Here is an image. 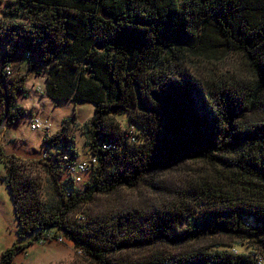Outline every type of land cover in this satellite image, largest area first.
Listing matches in <instances>:
<instances>
[{"label": "trees", "instance_id": "1", "mask_svg": "<svg viewBox=\"0 0 264 264\" xmlns=\"http://www.w3.org/2000/svg\"><path fill=\"white\" fill-rule=\"evenodd\" d=\"M0 49V127L25 115L15 104L24 88V76L12 73L17 52L33 59L29 70L44 72L43 95L94 106L82 135L96 163L80 187L67 174L78 162L69 132L75 115L44 136L56 150L33 167L0 152L17 238L43 243L63 235L95 264H257L254 252L192 243L223 235L264 253V0H6ZM219 54L239 55L244 75L213 79L207 71L201 80L186 71ZM122 113L135 134L112 120ZM189 160L202 165V181L172 192L168 205L127 210L111 225L68 218L120 186L159 189L156 171ZM41 173L54 181L52 197L42 193ZM64 176L68 186L58 182ZM156 244L191 247L179 257L108 259ZM24 247L3 250L0 264Z\"/></svg>", "mask_w": 264, "mask_h": 264}, {"label": "rangeland", "instance_id": "2", "mask_svg": "<svg viewBox=\"0 0 264 264\" xmlns=\"http://www.w3.org/2000/svg\"><path fill=\"white\" fill-rule=\"evenodd\" d=\"M180 2L183 0H179ZM6 0H0V18L5 8ZM1 50V49H0ZM217 60L212 62L205 61L202 66H192L186 71L197 79H203L207 71L214 74L213 79H239L242 71L239 55L219 54ZM12 64V73L18 76H24L23 92L18 94L15 104L25 110V115H21L11 122L0 127V152L5 156H15L24 164H32V167L39 164L42 154L49 155L56 148L46 145L43 138L58 133L62 122L65 119L75 115L73 123L69 125V132L74 136V148L76 150L78 162L85 160L89 152L84 145V136L82 135L83 124L86 123L93 112L94 106L86 102H77L72 100L54 101L40 93L44 87V72L35 73L36 69L29 70L28 63L33 64V59L29 62L23 59V53L17 52L10 60ZM205 73V74H204ZM39 89V90H37ZM5 111L4 105L0 106V112ZM38 118L42 123H46V130H31L30 118ZM113 121L117 122L122 130L128 129V133L135 134L136 127L129 125L125 113L114 116ZM29 167V165H27ZM202 165L199 162L184 161L176 165L159 169L153 175L152 180L158 184L159 189H152L148 183H143L136 188L128 189L120 186L107 194H95L93 198L80 203L79 206L70 211L68 218L77 222L79 218L82 224L100 217L108 222L109 225L119 218V215L127 210L136 209L139 212H148L154 207H161L172 202V196L175 191L185 192L193 184H197L202 175ZM5 173L3 163L0 161V254L3 250L13 245L25 246L20 251L11 264H95L83 251L76 248L66 237L60 235L61 240H45L43 243L31 241L30 237L17 238L16 221L14 218L13 205L9 192L1 180ZM201 175V176H200ZM42 179V193L44 196L52 197L54 195V181L46 173L39 175ZM89 179L88 173L81 176V181L76 186L86 182ZM148 179V178H147ZM64 181L66 186L69 182L65 176L58 182ZM170 191L169 192H167ZM60 232H56L59 235ZM206 247L207 251L226 250L233 255L250 254L254 252L260 254L254 256L259 264H264V253L253 241H241L223 235L206 237L198 242L192 243V247ZM191 246H167L153 245L130 249H122L108 256L109 261L118 263H131L134 261L154 258L155 255H165L179 257L184 255Z\"/></svg>", "mask_w": 264, "mask_h": 264}, {"label": "built area", "instance_id": "3", "mask_svg": "<svg viewBox=\"0 0 264 264\" xmlns=\"http://www.w3.org/2000/svg\"><path fill=\"white\" fill-rule=\"evenodd\" d=\"M5 72L7 74V76H10L11 74V71L9 68H6L5 69ZM39 90V89H37ZM40 92V90H39ZM42 93V91L40 92ZM29 124H30V129L31 130H46V126L47 124L46 123H42L38 118H35V117H31L30 118V121H29ZM46 154L43 153L41 158L42 159H45L46 158ZM96 163V159L92 156H89L87 159L85 160H80L79 162H77L76 164L74 165H67V174L76 182H80L81 181V176L83 174H86L88 172V170L94 166ZM49 236V235H48ZM57 240H61V239H57ZM257 264L258 263V259H257Z\"/></svg>", "mask_w": 264, "mask_h": 264}, {"label": "water", "instance_id": "4", "mask_svg": "<svg viewBox=\"0 0 264 264\" xmlns=\"http://www.w3.org/2000/svg\"><path fill=\"white\" fill-rule=\"evenodd\" d=\"M103 16L106 17L105 14Z\"/></svg>", "mask_w": 264, "mask_h": 264}]
</instances>
